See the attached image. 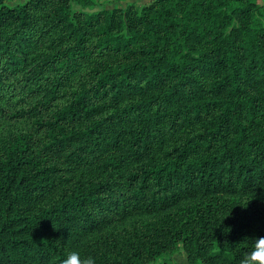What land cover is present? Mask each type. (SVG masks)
<instances>
[{
    "label": "trees",
    "instance_id": "1",
    "mask_svg": "<svg viewBox=\"0 0 264 264\" xmlns=\"http://www.w3.org/2000/svg\"><path fill=\"white\" fill-rule=\"evenodd\" d=\"M72 5L0 0V61L21 36L38 53L0 66V118L22 125L0 136V264H157L180 245L239 264L264 238V5Z\"/></svg>",
    "mask_w": 264,
    "mask_h": 264
},
{
    "label": "rangeland",
    "instance_id": "2",
    "mask_svg": "<svg viewBox=\"0 0 264 264\" xmlns=\"http://www.w3.org/2000/svg\"><path fill=\"white\" fill-rule=\"evenodd\" d=\"M24 0H8L10 4L23 2ZM94 3L93 6L83 5L78 0H73V9L75 10H84L87 12L99 11L102 9H114L123 7L126 8L130 4H135L137 7L141 8L143 6L149 5L155 0H90ZM260 5H264V0H256ZM264 18V17H263ZM15 48H11L10 56L6 57V59H1L0 66L7 67L9 69H14L17 71L20 67H28L31 68L30 61L34 58L33 64L36 62V56H38L37 52H32V48L28 39L25 36H21L18 39ZM9 49L7 44V40L5 37H0V56L4 52ZM10 92V89H7ZM22 128L20 121L16 120H3L0 118V136L15 132ZM133 220V219H132ZM136 220H144V217L136 218ZM157 264H190L189 257L187 252L183 249V246L180 245L177 252L168 260V262H164V260L160 259Z\"/></svg>",
    "mask_w": 264,
    "mask_h": 264
},
{
    "label": "clouds",
    "instance_id": "3",
    "mask_svg": "<svg viewBox=\"0 0 264 264\" xmlns=\"http://www.w3.org/2000/svg\"><path fill=\"white\" fill-rule=\"evenodd\" d=\"M63 264H93V261L91 258L82 259L79 251H71ZM239 264H264V238H259L255 246L242 255Z\"/></svg>",
    "mask_w": 264,
    "mask_h": 264
}]
</instances>
